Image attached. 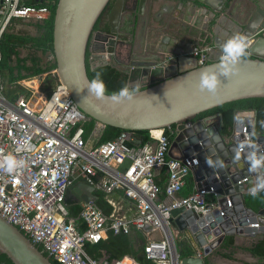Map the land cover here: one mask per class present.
<instances>
[{
	"label": "water",
	"instance_id": "obj_1",
	"mask_svg": "<svg viewBox=\"0 0 264 264\" xmlns=\"http://www.w3.org/2000/svg\"><path fill=\"white\" fill-rule=\"evenodd\" d=\"M44 1L47 0H31L34 4ZM146 1L58 0L53 16L50 54L72 100L96 125L130 132V142L134 146L141 144L134 135L136 132L165 130L174 126L168 156L178 161L197 159L199 165L191 171L195 190L200 192L212 187L216 192L219 210L214 209L202 219L184 208L174 209L171 211L170 228L174 241L183 234H191L194 245L202 251L201 257L181 258V264H207L209 258L221 250L226 237H233L235 242L239 237L247 238L252 241L250 246L264 237V208L253 212L245 206V196L249 194L255 174L248 171L249 165L244 154L238 162L234 159V149L246 137L264 151V130L253 136L254 112L235 113L230 137L221 135L222 116L219 113L193 121L196 116L230 102L264 98V0L250 1V7L235 15L223 8V0L222 4H214L210 0H180L179 9L185 8L184 22H192L200 33L202 43L212 47L216 53H220V45L236 33H245L252 40L249 56L241 63L239 75L231 79L222 77L216 93L200 92L198 83L201 72L219 63L218 57L203 66H197L196 60L189 56L191 48L163 57L166 63L162 65L129 63L122 69L114 62L117 48L125 44L118 39L124 14H142ZM106 8V25L96 28ZM88 52L91 70L108 65L122 70L127 74V84L132 87L139 84L144 95L137 97L131 104L115 108L90 97L86 89L89 81L86 69ZM246 115L251 116L244 122L243 117ZM188 122L192 126L186 128ZM243 123H247L246 137L241 133ZM206 158L214 163L221 161L223 167H209L205 163ZM70 194L79 197L84 203H95L97 200L95 190L84 183L70 188L67 196ZM124 200L135 207L130 199L124 197ZM229 204L231 207H228ZM219 211H223L224 216L221 217ZM256 222L261 226L258 235L250 227ZM138 234L142 235L134 230L128 234L136 250L141 247L136 240ZM0 254L13 264H52L42 250L1 217ZM218 257L226 261L223 256ZM248 258L256 259L252 254Z\"/></svg>",
	"mask_w": 264,
	"mask_h": 264
},
{
	"label": "built area",
	"instance_id": "obj_2",
	"mask_svg": "<svg viewBox=\"0 0 264 264\" xmlns=\"http://www.w3.org/2000/svg\"><path fill=\"white\" fill-rule=\"evenodd\" d=\"M49 16L46 6L0 0V38L15 21H44ZM251 42L249 39V46ZM247 51L248 57L249 47ZM221 54L212 47H199L192 49L189 56L197 66H203L216 57L220 60ZM46 61L54 64L53 55L49 54ZM34 80L38 81L37 87H33ZM9 89L11 92L5 93L0 73V163L12 154L23 161V166L12 173L0 167V217L57 264H109L106 259L89 258L85 245L97 244L109 233L128 235L132 230L145 239L142 249L147 260L181 264L170 228L171 211L184 208L205 219L214 209L219 210L212 187L177 197L192 168L199 165L197 159H171L164 130L158 137L150 131L149 142L142 146H128L131 133L126 131L115 140L89 146L81 127L89 118L78 109L55 67L13 82ZM191 126V122L185 124L186 128ZM246 126L243 123L241 132L245 137ZM159 170L167 175L163 189L155 181ZM79 182L105 194L108 202L113 192H121L134 203L136 217L127 220L114 210L106 216L94 202L79 200L77 217L70 218L67 191ZM161 193L165 198L160 199ZM206 197H213L214 202L207 203ZM219 212L224 216L223 211ZM250 227L256 235L260 233L258 222ZM188 236L193 244L192 256L201 257V249L194 245L192 235ZM114 264L136 263L125 257Z\"/></svg>",
	"mask_w": 264,
	"mask_h": 264
},
{
	"label": "trees",
	"instance_id": "obj_3",
	"mask_svg": "<svg viewBox=\"0 0 264 264\" xmlns=\"http://www.w3.org/2000/svg\"><path fill=\"white\" fill-rule=\"evenodd\" d=\"M58 0H53L50 4H24L32 6H46L50 11V16L48 19L44 20L39 27L41 34L38 37H31L27 34L19 33L14 34L8 30L3 33L0 38V73L7 71L9 74V82L13 83L19 80H23L30 77H35L41 74H44L55 67L54 64L44 60V56H48L52 51V33H53V16L55 11V6ZM109 8V7H108ZM108 8H106L100 18L96 23V28L106 25V15ZM27 49L29 52L27 58L19 59V50ZM40 51L41 56L35 57L34 53ZM90 53L86 55V69L87 76L91 80L96 72H101L102 78L107 85L108 94H111L113 91H118L124 84L127 83V74L122 70L114 68L111 65L100 66L91 70L89 64ZM14 73L16 75H14ZM254 112L255 115V129L253 136L255 137L259 131L264 130V127H261L260 122L264 121V98H253V99H244L235 102H230L224 104L215 109L209 110L205 113H202L196 116L193 121L199 120L206 116H210L216 113L221 114L222 116V129L221 135L225 137H230L233 133L234 118L236 112ZM192 122V121H191ZM81 127L84 130L83 139L87 140L93 133L95 129V123L90 120H86ZM124 131L113 128L105 127L103 128L96 145H99L104 142L115 140L120 136ZM153 135H159L160 131H154ZM138 139H140V146L149 142V132L139 131L134 134ZM164 136L169 141H172L174 137V126L170 129L164 130ZM128 146L134 147L131 142L127 143ZM127 164L124 165V167ZM157 185L159 181L155 180ZM182 190V196L186 197L194 193L193 182L190 175L186 179V183ZM163 189V187L161 188ZM181 193V192H180ZM97 200L95 201V206L102 211L106 216H109L113 212V207L108 203L106 195L101 192H96ZM207 203H213V197H206ZM66 205L69 212L70 218H76L80 210L79 205L72 199V197L66 198ZM245 206L252 210L253 212H258L264 208V192H261L257 198H253L250 195L245 196ZM187 242V243H186ZM234 243L233 237H226L224 240V249L232 247ZM182 246H186L182 249ZM188 243V241L178 242L176 244V250L178 255L181 258L189 257L193 255V249ZM41 250L40 247H38ZM85 253L89 258L93 260L106 259L109 264H114L125 257L132 258L136 264H154L151 261L147 260L142 247L138 250L134 248L133 242L130 240L128 235H112L108 234L105 240L100 241L97 244L87 243L85 245ZM253 257L258 258L261 261L259 264H264V237L262 240L257 243H253L252 247L249 249ZM46 255V254H45ZM47 256V255H46ZM227 258H231L230 254H224ZM52 264H57L54 260L50 258ZM0 264H13L5 255L0 254Z\"/></svg>",
	"mask_w": 264,
	"mask_h": 264
},
{
	"label": "crops",
	"instance_id": "obj_4",
	"mask_svg": "<svg viewBox=\"0 0 264 264\" xmlns=\"http://www.w3.org/2000/svg\"><path fill=\"white\" fill-rule=\"evenodd\" d=\"M53 0L44 1L42 4H50ZM214 4H222V0H210ZM252 0H223V8L229 13L235 15L240 13L245 8L250 7ZM221 2V3H220ZM24 4H34L31 0H22ZM180 0H158L152 2L147 0L142 14L128 15L124 14L119 25V40L124 41V45L117 48L114 62L125 69L129 63L134 65H153L163 63V57L171 55L172 52H182L183 50H191L199 47H207L200 39V33L192 22H184L185 8L179 9L178 5ZM43 21L31 20L30 22L15 21L8 28L9 32L14 34H27L31 37H38L41 34L40 26ZM187 48V49H186ZM24 54H21V53ZM32 53L33 51H29ZM27 49L19 50V59H26L29 54ZM35 57H40L41 52L34 53ZM47 55L44 56L46 60ZM11 84V83H9ZM247 116V117H246ZM243 118H248L251 115H246ZM191 179L192 176L190 175ZM159 181L161 188L165 187L167 182V175L164 170L155 172V180ZM193 188H194V181ZM79 182L77 184H80ZM76 184V185H77ZM75 185V186H76ZM185 188V187H184ZM184 188L182 190H184ZM195 191V189H194ZM182 196V191L177 197ZM72 197L77 202L80 200L75 195H68L66 198ZM165 198L161 193L160 199ZM109 204L113 207L114 211L127 220H132L136 217V209L133 205L124 200V195L121 192H113L109 198ZM188 241L190 246H193L191 238L188 234L179 236ZM137 243L142 247L145 239L142 235L138 234L136 237ZM251 240L239 237L233 243L232 247L224 249V243L219 251L225 260L215 256V253L209 258L207 264H230L227 262L224 254H230L232 257L240 256L245 257L239 253L240 248L243 246H250ZM176 245V241H175ZM217 253V252H216ZM235 257V258H236ZM244 261V260H243ZM246 262V261H245Z\"/></svg>",
	"mask_w": 264,
	"mask_h": 264
},
{
	"label": "clouds",
	"instance_id": "obj_5",
	"mask_svg": "<svg viewBox=\"0 0 264 264\" xmlns=\"http://www.w3.org/2000/svg\"><path fill=\"white\" fill-rule=\"evenodd\" d=\"M222 54L219 63L200 74L198 89L202 93H216L221 85V78L231 79L240 73V65L248 55L249 37L245 33H236L224 41L221 45ZM190 64V63H189ZM101 72H96L94 77L87 81L86 89L90 97L96 100L110 104L112 107H120L131 104L137 100V97L144 95L140 91L139 84L134 87L124 84L118 91L108 94L107 85L102 78ZM264 127V121L260 122ZM234 159L238 162L241 155L249 165L248 171L255 174L252 187L248 193L253 198H257L261 192H264V151L259 146L253 144L248 138L242 140L234 149ZM209 167H223L221 161L215 163L211 159L205 160ZM23 166V161H18L12 154L6 156L0 167H6L9 173L16 171Z\"/></svg>",
	"mask_w": 264,
	"mask_h": 264
},
{
	"label": "rangeland",
	"instance_id": "obj_6",
	"mask_svg": "<svg viewBox=\"0 0 264 264\" xmlns=\"http://www.w3.org/2000/svg\"><path fill=\"white\" fill-rule=\"evenodd\" d=\"M21 54H24V53L22 52ZM14 75H16V74L14 73ZM1 78H2V83H3L4 87H5V93H7V92L10 93L11 90L10 89L8 90V88L10 87L8 72L7 71L1 72ZM102 130H103V128L101 126H97V128L94 130V132L91 134V136L89 138V142H88L89 146H94L96 144V142L98 141ZM183 235H186V234H183ZM183 235H181V236H183ZM185 240L186 239H184V238L178 237V239L176 240V244L178 242H182V241H185ZM185 247L186 246H182V249H184ZM251 247L252 246H243L242 248H240L239 253H241V255L245 257L244 259L240 258V256L237 255V257L235 256L236 258L232 257L230 259H227L228 262L230 264H259L261 261H259L258 258H256L255 260H251V259L248 258V256H249L248 251H249V249Z\"/></svg>",
	"mask_w": 264,
	"mask_h": 264
},
{
	"label": "bare ground",
	"instance_id": "obj_7",
	"mask_svg": "<svg viewBox=\"0 0 264 264\" xmlns=\"http://www.w3.org/2000/svg\"><path fill=\"white\" fill-rule=\"evenodd\" d=\"M38 81H41V78L40 79H38ZM38 81H36V80H34V84H33V87H37L38 86V84H36ZM154 131H160V133H161V130H154ZM154 131H152V133L154 132ZM160 135V134H159ZM159 135H154L153 134V136H155V137H158Z\"/></svg>",
	"mask_w": 264,
	"mask_h": 264
},
{
	"label": "flooded vegetation",
	"instance_id": "obj_8",
	"mask_svg": "<svg viewBox=\"0 0 264 264\" xmlns=\"http://www.w3.org/2000/svg\"><path fill=\"white\" fill-rule=\"evenodd\" d=\"M248 253L251 254L250 251H248ZM219 254H220V252H217V253H215V256H218Z\"/></svg>",
	"mask_w": 264,
	"mask_h": 264
}]
</instances>
